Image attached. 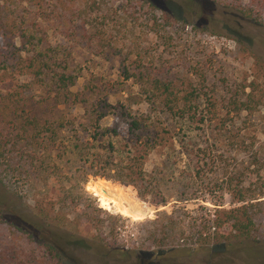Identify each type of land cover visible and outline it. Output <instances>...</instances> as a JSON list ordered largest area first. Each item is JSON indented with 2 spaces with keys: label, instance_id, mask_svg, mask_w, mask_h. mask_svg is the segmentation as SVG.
<instances>
[{
  "label": "trees",
  "instance_id": "trees-1",
  "mask_svg": "<svg viewBox=\"0 0 264 264\" xmlns=\"http://www.w3.org/2000/svg\"><path fill=\"white\" fill-rule=\"evenodd\" d=\"M102 3L104 0L92 5L84 0H0V184L10 197L17 194L10 184L5 185L7 180H20L28 194L31 187L39 185L45 192L44 202H37L32 209L24 205L23 213L14 211L16 215L11 217L0 209V264H78L66 252L69 246L93 250L97 257L129 260L135 255L140 263L158 264L147 249L135 253L119 245L116 223L122 217L102 208L106 205L103 199H91L84 185L87 176L98 177L133 186L140 199L150 197L152 203H164L156 191L162 180L154 179L153 185L147 182L144 163L156 149L173 140V135L163 127L157 113L131 112L121 103L111 107L106 97H99L103 91L99 86L88 84L74 92L79 76L72 67L73 50L51 41L58 27L66 31L73 25L76 35L83 30L77 41L90 45L97 55L113 48L112 36L119 31L106 37L103 27L107 12L98 15ZM226 6L264 26V0H235ZM148 9L151 24L145 28L167 51L173 41L169 31L178 22L166 11L157 14ZM129 17L130 21H123L124 28L131 31L127 24L135 21L133 14ZM132 50H136L134 45ZM133 54L139 60L132 64L137 65L122 66L120 74L138 86L149 111L157 106L165 115L198 126L210 121L198 112L201 95L195 88L178 99V91L170 82L153 76L147 50ZM35 91L43 98L30 104L29 93ZM250 100L233 105L240 112L247 109ZM111 110L117 111V116L103 126ZM64 111L69 116L80 111L79 122L75 117L68 120L61 116ZM68 155L77 157L79 172L63 171ZM239 184L234 189L236 201L246 205L230 211L222 220L201 217L186 221L180 235L158 240L157 246L168 251L160 252L156 259L172 260L186 256L193 246L247 242L257 236L255 219L264 209L249 203L253 200L245 197L249 189ZM11 200L10 206H3L16 207ZM224 226L229 228L227 233L222 231ZM101 227L106 231H100ZM244 248L252 254L249 245Z\"/></svg>",
  "mask_w": 264,
  "mask_h": 264
},
{
  "label": "rangeland",
  "instance_id": "rangeland-1",
  "mask_svg": "<svg viewBox=\"0 0 264 264\" xmlns=\"http://www.w3.org/2000/svg\"><path fill=\"white\" fill-rule=\"evenodd\" d=\"M84 1L92 5L98 0ZM232 1L235 0H104L98 15L107 12L103 27L108 33L106 37L115 34V30L119 32L112 36L113 48L104 49L101 55L85 42H78L83 30L76 35L73 25L66 31L58 27L51 34L52 43L64 44L73 50L72 67L79 76L74 92L82 91L88 84L99 86L103 90L99 97H106L111 107L121 103L129 106L131 112L157 113L163 127L173 135V140L156 149L144 163L147 182L153 185L154 179L162 180L156 191L164 203H152L150 197L140 199L133 186L98 177L86 178L84 192L91 199H103L106 205L102 208L122 217L116 223V231L118 243L125 249L135 253L147 249L156 259L160 252L168 251L157 246L158 240L180 235L186 221L201 217L222 220L230 211L246 205L236 201L234 189L239 187V182L249 189L245 196L252 197L249 203L264 209V26L227 7ZM148 7L157 14L166 11L178 22L169 31L173 41L167 51L145 28L151 24L146 14ZM130 14L135 21L133 25L127 24L131 31L124 28L123 21L124 18L130 21ZM145 49L155 70L153 76L170 82L178 91V99L195 88L201 95L198 112L210 121L198 126L165 115L157 106L155 111H149L146 97L138 86L125 81L120 74L122 66L139 60L133 53ZM146 62L147 59L143 61ZM29 97L30 104L40 103L43 98L38 91L30 92ZM248 100L243 111L238 112L233 105L236 101ZM60 115L68 120L75 117L79 122L81 112L74 111L69 116L64 111ZM116 116L117 111L111 110L102 125H109ZM65 160L63 171H80L77 157L68 155ZM4 183L10 184L19 197H10L0 184V209L6 215L12 217L16 215L14 211L23 213L24 205L32 209L37 202H44L45 192L40 185L31 187L28 194L20 180ZM9 198L13 199L12 203L16 202L17 209L3 206L4 203L10 206ZM184 217L187 219L183 221ZM255 223L259 225V232L250 241L193 246L187 249L186 256L152 261L158 264H264V210ZM228 230V226L222 229L224 233ZM100 231L106 229L101 227ZM150 236L156 241L152 242ZM247 245L252 248L251 255L244 248ZM66 252L78 264H146L140 263L135 255L129 260L119 256L97 257L93 250L73 246L67 247Z\"/></svg>",
  "mask_w": 264,
  "mask_h": 264
}]
</instances>
